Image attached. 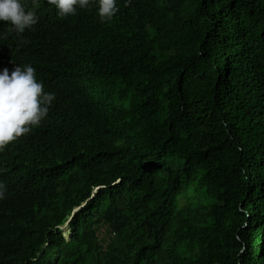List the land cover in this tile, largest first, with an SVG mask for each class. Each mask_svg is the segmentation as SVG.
<instances>
[{"label": "trees", "instance_id": "obj_1", "mask_svg": "<svg viewBox=\"0 0 264 264\" xmlns=\"http://www.w3.org/2000/svg\"><path fill=\"white\" fill-rule=\"evenodd\" d=\"M29 2L0 62L70 78L0 165V264H264V0Z\"/></svg>", "mask_w": 264, "mask_h": 264}, {"label": "clouds", "instance_id": "obj_2", "mask_svg": "<svg viewBox=\"0 0 264 264\" xmlns=\"http://www.w3.org/2000/svg\"><path fill=\"white\" fill-rule=\"evenodd\" d=\"M47 2L55 7L61 18L75 15L78 8L86 9L92 3L97 6L101 23L111 22L119 11L117 0ZM128 2L129 0H125V5ZM35 3L39 8H44L39 0H35ZM0 21H5L4 24L10 28L9 32L17 36L26 29H35L40 22L34 9L30 7L29 0H0ZM14 64L16 62H0V165L15 155V142L25 143L41 128L58 126L62 115V96L70 78L69 73L54 72L42 79L39 75L36 76L35 68L30 64L16 67ZM4 196L5 186L0 184V199ZM2 218L8 216L0 206V219ZM68 219L65 222L68 223Z\"/></svg>", "mask_w": 264, "mask_h": 264}, {"label": "rangeland", "instance_id": "obj_3", "mask_svg": "<svg viewBox=\"0 0 264 264\" xmlns=\"http://www.w3.org/2000/svg\"><path fill=\"white\" fill-rule=\"evenodd\" d=\"M62 230V234L66 239L70 238L71 235V230H70V226L67 222H65L61 228Z\"/></svg>", "mask_w": 264, "mask_h": 264}]
</instances>
